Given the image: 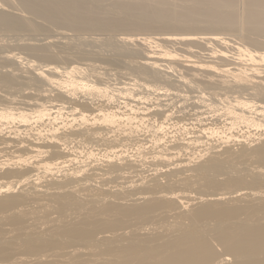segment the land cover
I'll return each mask as SVG.
<instances>
[{"label": "bare ground", "instance_id": "bare-ground-1", "mask_svg": "<svg viewBox=\"0 0 264 264\" xmlns=\"http://www.w3.org/2000/svg\"><path fill=\"white\" fill-rule=\"evenodd\" d=\"M263 38L264 0H0V264H264Z\"/></svg>", "mask_w": 264, "mask_h": 264}, {"label": "rangeland", "instance_id": "rangeland-1", "mask_svg": "<svg viewBox=\"0 0 264 264\" xmlns=\"http://www.w3.org/2000/svg\"><path fill=\"white\" fill-rule=\"evenodd\" d=\"M9 5H11V6H15V4H14V3L12 4V2H10V4H9ZM6 8H8V9H11V10H13V11H14V9H13V8H11V7H6ZM236 34H237V33H236ZM263 40H264V38H263ZM37 43H38V44H37ZM39 43H40V41H37V40H36V43H35V44H36V45H40ZM41 44H42V43H41ZM219 249H220V250H219ZM218 250H219V251H221V248H218Z\"/></svg>", "mask_w": 264, "mask_h": 264}, {"label": "snow or ice", "instance_id": "snow-or-ice-1", "mask_svg": "<svg viewBox=\"0 0 264 264\" xmlns=\"http://www.w3.org/2000/svg\"><path fill=\"white\" fill-rule=\"evenodd\" d=\"M78 111V110H77Z\"/></svg>", "mask_w": 264, "mask_h": 264}]
</instances>
